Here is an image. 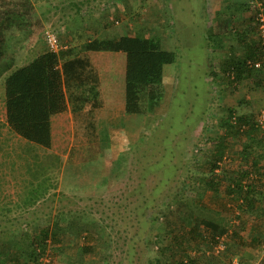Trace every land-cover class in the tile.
Wrapping results in <instances>:
<instances>
[{
  "label": "rangeland",
  "instance_id": "1",
  "mask_svg": "<svg viewBox=\"0 0 264 264\" xmlns=\"http://www.w3.org/2000/svg\"><path fill=\"white\" fill-rule=\"evenodd\" d=\"M76 1L32 0L42 26L31 40H26L25 32L21 36L24 40L13 43L16 67L40 55L39 44H46V29L56 33L61 46L74 44L73 48H82L94 37L158 36L165 38L177 59L164 65L163 80L152 89L153 111H122L123 118L108 121V113L99 114L100 129L112 124L116 129L122 121L123 134L111 150L112 160L100 156L87 162L93 174H83L85 179L77 177L74 167L67 175L64 172L71 150L65 142L66 138L71 142L73 132L55 126L52 138L46 131L51 127L50 118L57 115H49L44 131L42 126L37 128L41 130V143L8 126L5 79L9 71L4 73L0 78V246L8 247L7 240L19 242L22 237L33 241L45 227L53 236V223L58 221L57 239L50 237L46 246L37 240V252L41 254L38 261L32 259L27 264H174L176 253L183 248L198 264H264V215L249 209L241 194L229 191L234 174L253 169L255 162L264 182V126L259 121L264 113V74L256 77L259 83L244 79L237 90L230 92L220 80L218 67L233 53L229 45L236 39L232 35L262 39L259 29L252 31L250 26H260L264 0H217L212 14L207 5L210 0H87L85 13L75 9ZM83 14H89L90 19L86 25L82 19L81 26L79 17ZM211 15L219 20L231 16L232 24L238 22L239 26L212 42L207 30ZM91 18L97 19L92 22ZM102 30L108 31V36L101 34ZM21 42H25L23 48ZM239 51L243 52L242 48ZM106 53L115 96L122 104L125 53ZM260 63H264V56ZM240 105V112H245L249 120L243 128L254 126L248 134L234 130L228 134L221 123L232 107ZM220 139L225 147L215 171L224 170L226 174L220 175L217 191L196 195L195 178L206 168V161L213 159L212 151ZM71 148L77 163L86 151L94 155L97 151L80 141ZM96 163L99 171L93 170ZM257 174L253 171L250 175ZM78 180L91 182V186L78 188ZM184 180L188 182L185 188L181 186ZM257 204L264 207V196ZM202 218L212 219L226 231L215 239L204 233V238L186 243L182 249H171L173 229L187 222L191 223L185 225L188 229L198 224L204 230ZM177 234L182 235L180 230ZM253 237H258L254 244Z\"/></svg>",
  "mask_w": 264,
  "mask_h": 264
},
{
  "label": "trees",
  "instance_id": "2",
  "mask_svg": "<svg viewBox=\"0 0 264 264\" xmlns=\"http://www.w3.org/2000/svg\"><path fill=\"white\" fill-rule=\"evenodd\" d=\"M210 1L212 3L214 0ZM231 20V16L223 20L213 16L212 21L207 26L208 38H211L212 42H217L219 36L223 37L227 31L235 32L239 25L238 22L237 24H232ZM41 26L42 19L32 0H0V64H4L0 70V76L9 71L5 79L6 119L14 131L25 138L41 143L38 136V132L41 133V130L37 128L42 126L41 129L44 131V128L48 126L45 120H49V115L66 109V88L71 101L74 119L73 145L80 141L82 144L96 147L97 151L95 155L90 151H86L84 159L77 163L73 161L72 156L74 153L71 148L64 166V172L67 175L71 171V167H74L77 177L85 179L83 174L87 176H90L91 173L93 174L90 171L91 166L88 167L87 165L88 161L100 156L104 157L105 160L113 159L111 150L114 149V144L119 142V136L123 134L124 128L121 121V125L116 129L114 124L108 129H100L97 109L103 107L104 100L101 97V82L96 67V62H102L103 60L102 57L97 56L99 52L125 53L124 109L120 110L126 113L139 114L153 111L155 97L150 92L151 86H157V84L161 83L164 65L174 63L177 55L174 50L167 48L168 42H166L165 38L141 34H123L115 38H90L82 44V52L80 54H77L73 47H69L66 50L61 48L60 50H63L61 68L59 66L58 53L49 50L40 53L38 57L32 59L27 65L13 69L14 65H16L13 43L24 40L25 38L21 36L25 32H28L26 40H31L33 34L38 32ZM250 29L252 31L259 29L260 31L259 23L258 25H251ZM232 37L236 39L235 44L229 45L233 53L229 54L227 60L218 66L222 72L220 80L224 83L225 89L230 92L237 90L238 83L242 80L255 81L258 75L264 74V63L260 67L254 65L256 61L263 60L264 56V44L261 37L248 40L239 33L232 35ZM24 44L25 42H21L19 46L23 48ZM238 46L239 49H237ZM241 48L243 52H237ZM171 105H173V100ZM241 107V105L239 108L232 107L229 111V116L221 123V127L225 129L226 133L229 134L234 130L238 134L241 132L248 134V129L253 128L254 125L249 126L248 129L243 128L249 120L245 112H240L239 109ZM112 111L114 114H109V116L113 117L108 116L107 121L118 119L122 116V114H116V109H112ZM40 120L43 121L42 125ZM46 131H49L50 135V127ZM114 134L117 137H114ZM224 137L221 136V139H224ZM41 138L44 140L45 137ZM47 138L49 139V136ZM221 139L218 140V146L215 151H212L213 159L205 163L207 170L204 168L201 170L200 176L195 178L196 195L199 192H207L208 190L217 191L220 185V175L226 174L224 170H221L222 172L220 173L215 171V168L218 167V161L223 159L222 148L225 145ZM103 161L104 159L101 158V162ZM103 163L105 164V162ZM254 164L257 167V163L255 162ZM256 167L253 169L246 168L242 173L236 172L230 181L228 179L230 183H233V187L230 185L227 187L230 186L229 191L241 194L243 202L249 209H254L264 215V207H260L257 204V201L264 196V182L261 183L260 180L263 173ZM98 169V163H96V167L93 170L99 171ZM253 171L258 173L259 176L252 177L250 174ZM187 184L188 182L185 180L181 182L183 188ZM77 185L81 186L78 188H84L83 185L90 187L91 182L85 184L78 180ZM156 190L160 191L158 188ZM187 191L185 192L187 193ZM189 196L193 197V195ZM187 207L190 208L191 206ZM180 224L182 226L176 230L175 228L173 229L171 249H174V247L182 249L186 243L190 245L191 242L204 238V233H208L211 235V239H215L216 236L226 231L223 226L208 218H202L200 221L204 230H201L198 224L194 226L195 228L191 226L189 229L185 225H191V223L181 222ZM53 226V236L50 235L47 227H45L39 230L41 231L39 233L40 237H38L39 234L37 233L33 236V241L29 240V237H22L19 242L17 240H7L8 247H5V245L0 246V264H27L32 259L35 262L38 261V256L41 253L37 252V240H41L43 245L46 246V242L50 237L53 240L57 239L60 224L55 221ZM177 230H180L182 235L177 234ZM251 240L252 244H254L258 237H253ZM28 241H32V243H28ZM186 250L187 248H183V251L176 253L174 264H198L195 258L186 253Z\"/></svg>",
  "mask_w": 264,
  "mask_h": 264
},
{
  "label": "crops",
  "instance_id": "3",
  "mask_svg": "<svg viewBox=\"0 0 264 264\" xmlns=\"http://www.w3.org/2000/svg\"><path fill=\"white\" fill-rule=\"evenodd\" d=\"M85 1L87 2V0H77L76 2H73L74 5H75V9L77 8V9L81 10V12L85 13V8L86 7H84V6L89 5V2L86 5H84L86 3ZM210 2L208 1L207 5L209 4L210 10H211V14H212V13H215V9L217 8V6H216L217 5L216 4L217 0H214L212 3H210ZM76 5H77V7H76ZM72 10H73V13H74V9L73 8H72ZM86 11H89V10L86 9ZM99 13L101 14V11ZM88 15H86V14H83V16L80 15L79 19L81 18L80 19L81 20L80 21V25L81 26L83 25V20L84 21L86 20L85 25L88 23L87 20L90 19V18H88ZM73 17H70V18H73ZM95 17L100 18L99 16H96V15H95ZM211 17H212V15H211ZM97 18H94V20H93V18H91L92 19L91 21L95 22V20ZM69 23L71 24V27L74 29L75 28L74 24L71 21ZM71 31L73 32V30H71ZM100 33L104 34V36H108V31H106V30H102V31H100ZM73 45L74 44H72V46ZM72 46H70V47H72ZM39 47L42 50L40 53H42L45 50H47L48 46L46 44H39ZM64 48L66 50V49L69 48V46L67 44H64ZM81 49H82L81 46L78 47V48L76 47L74 51L77 52V54H80L82 52ZM62 51L63 50H60V51L57 52L58 56H59V66H60V68L62 67V61H63V59L61 58ZM106 55H107L106 52L100 51L97 56L98 57H102V59L105 60V61L102 60V62H96L97 72H98L99 80L101 82L100 83L101 97L104 100L103 107L102 108L100 107L99 109H97V111L99 112L98 115L102 114L104 112H106L108 114H114L112 109H116V111H115L116 114H121L122 111L120 109H122V110L124 109V100H123V103L120 104V103H118V99L115 96L116 93H115V90H114V87H113V83L115 81H113V79L111 77L112 75L110 74L113 71L110 70L111 62H106V59L109 58V56H106ZM18 67H22V65H18L17 67H16V65H14L13 69L14 68H18ZM5 75L6 74H4V76L2 75L0 78L3 79V77H5ZM154 87H155V85L151 86V91L150 92H152V89ZM65 93H66V109L64 111H62V112L52 114V115H57V116H53L55 118H50V119H52V121L50 122L51 123L50 132H51V135H52V138H53V130L55 129V126H56V129H58L60 131H64V130L67 131V132L72 131L73 135L71 137V142L70 143L68 142V138H66L67 142H65V144L67 146H69V148L71 149V147L73 146V141H74V130H75V128H74V119H73L71 101H70V99L68 97V93L66 91V88H65ZM59 115H60V117H59ZM121 117L123 118V116H121ZM8 126H9V124H8Z\"/></svg>",
  "mask_w": 264,
  "mask_h": 264
},
{
  "label": "built area",
  "instance_id": "4",
  "mask_svg": "<svg viewBox=\"0 0 264 264\" xmlns=\"http://www.w3.org/2000/svg\"><path fill=\"white\" fill-rule=\"evenodd\" d=\"M259 19H260L259 27L262 34V43L264 44V13L263 12L259 13ZM44 40L50 51L58 52L61 48L64 47L60 45L56 33L51 29L45 30ZM254 65L256 67H260L261 63L260 61H256ZM259 121L262 124V126H264V113L262 114L261 119Z\"/></svg>",
  "mask_w": 264,
  "mask_h": 264
}]
</instances>
